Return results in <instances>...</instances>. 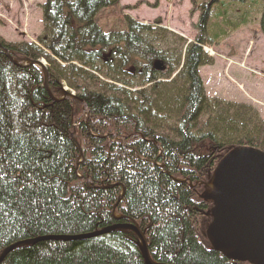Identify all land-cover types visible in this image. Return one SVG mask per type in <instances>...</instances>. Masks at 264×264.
I'll list each match as a JSON object with an SVG mask.
<instances>
[{"label": "trees", "instance_id": "16d2710c", "mask_svg": "<svg viewBox=\"0 0 264 264\" xmlns=\"http://www.w3.org/2000/svg\"><path fill=\"white\" fill-rule=\"evenodd\" d=\"M120 1L45 0L40 46L0 40V256L36 241L0 264H147L133 232L95 235L129 220L155 264H244L211 250L199 198L230 150L264 151L257 112L209 98L199 74L227 1L191 0L199 35L182 63L154 47L157 26L104 33L98 14ZM248 2L264 35V0Z\"/></svg>", "mask_w": 264, "mask_h": 264}, {"label": "rangeland", "instance_id": "374dc122", "mask_svg": "<svg viewBox=\"0 0 264 264\" xmlns=\"http://www.w3.org/2000/svg\"><path fill=\"white\" fill-rule=\"evenodd\" d=\"M226 1L224 18L221 22L213 21L206 36L207 41L210 36L219 38L204 46L210 60L209 65L199 69L205 93L219 101L252 107L264 121V35L260 31L263 10L250 7L248 0L242 4ZM44 3V0H0V40L6 44L39 46L38 39L45 30ZM201 12L200 8H193L191 0H121L118 7L101 10L97 22L106 34L126 30L127 18L157 26L154 47L164 46L161 48L164 50L168 43L165 49L172 53L181 51L182 63L187 46L199 35L196 26ZM141 87L135 86L134 90ZM65 89L75 95L68 87Z\"/></svg>", "mask_w": 264, "mask_h": 264}, {"label": "water", "instance_id": "95a60500", "mask_svg": "<svg viewBox=\"0 0 264 264\" xmlns=\"http://www.w3.org/2000/svg\"><path fill=\"white\" fill-rule=\"evenodd\" d=\"M2 50L7 54L6 49ZM15 64L19 65L17 62ZM31 64L42 69L47 88L49 76L45 62ZM64 94L75 98L66 90ZM83 161L84 157L81 155L79 164ZM199 198L211 204L209 211L205 213L211 219L205 231L211 250L234 263L264 264V151L254 147L230 150L217 164ZM119 229L136 234L145 262L155 264L148 251L145 233L140 231L135 221L129 220V223L116 225L95 235ZM85 237L87 236L62 239ZM34 243L36 241L10 247L1 254L0 261L16 247Z\"/></svg>", "mask_w": 264, "mask_h": 264}]
</instances>
